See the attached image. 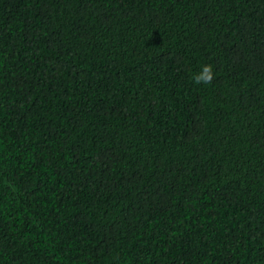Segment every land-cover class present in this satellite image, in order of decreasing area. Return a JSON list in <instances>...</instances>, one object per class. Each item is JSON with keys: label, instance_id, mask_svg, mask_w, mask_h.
I'll list each match as a JSON object with an SVG mask.
<instances>
[{"label": "trees", "instance_id": "obj_1", "mask_svg": "<svg viewBox=\"0 0 264 264\" xmlns=\"http://www.w3.org/2000/svg\"><path fill=\"white\" fill-rule=\"evenodd\" d=\"M0 264H264V0H0Z\"/></svg>", "mask_w": 264, "mask_h": 264}, {"label": "clouds", "instance_id": "obj_2", "mask_svg": "<svg viewBox=\"0 0 264 264\" xmlns=\"http://www.w3.org/2000/svg\"><path fill=\"white\" fill-rule=\"evenodd\" d=\"M214 78L213 66L210 64L202 65L199 72L193 74L192 79L195 84H210Z\"/></svg>", "mask_w": 264, "mask_h": 264}]
</instances>
